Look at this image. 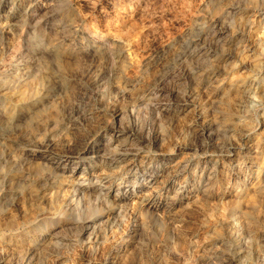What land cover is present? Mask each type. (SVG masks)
Segmentation results:
<instances>
[{
    "label": "rangeland",
    "instance_id": "374dc122",
    "mask_svg": "<svg viewBox=\"0 0 264 264\" xmlns=\"http://www.w3.org/2000/svg\"><path fill=\"white\" fill-rule=\"evenodd\" d=\"M24 1L12 0L0 10V33L7 31L0 34V125L7 98L32 90L48 101L47 108L40 106L42 113L61 117L33 127L18 122L15 131L0 133V247L15 240L34 246L52 235L53 245L39 244L32 264H54L56 254L65 258L60 264H102L109 248L128 240L139 226L121 264H264V0H69L76 12L64 0H46L41 4L48 8L35 22H6ZM55 53L59 63L53 61ZM48 69L61 72L53 76ZM54 93L56 99L49 100ZM199 111L209 125L206 134ZM99 130L116 140L100 158H82L80 168L100 165L117 184L135 180L105 167L115 160L148 175L161 174L171 159L187 167L167 175L173 188L160 180L152 189L131 190L129 207L112 217L105 215L117 205L116 189L101 200L91 192L89 206L66 214L69 174L44 161L65 158L76 136L97 144ZM44 140L55 148H34ZM245 140L256 143L243 151ZM30 151L44 160L32 159ZM258 184L262 194L258 189L254 194ZM147 198L168 211L141 216L137 208ZM248 211L250 227L233 224L232 214L244 221ZM91 215L104 217L97 251L79 237L80 221ZM15 220L18 227H12ZM22 257L19 250L0 254L5 264Z\"/></svg>",
    "mask_w": 264,
    "mask_h": 264
},
{
    "label": "bare ground",
    "instance_id": "6f19581e",
    "mask_svg": "<svg viewBox=\"0 0 264 264\" xmlns=\"http://www.w3.org/2000/svg\"><path fill=\"white\" fill-rule=\"evenodd\" d=\"M12 0H1L0 1V10L1 9H7L8 6L10 5ZM48 1V0H47ZM50 1V0H49ZM68 3L69 8L73 11L76 12L74 9V4L72 3V1H67L64 0ZM42 2H46V0H25L22 4H20L18 6V8H14L10 14L8 16L5 17L6 22L9 23H14L15 21L18 20L21 22H35V20L40 16V14L44 11L47 10L48 8V4L44 3L43 5L41 4ZM118 2V1H117ZM50 3V2H49ZM16 4V3H15ZM111 10V9H110ZM44 15V14H43ZM75 16V15H74ZM78 18V17H77ZM108 18V17H107ZM111 18V17H110ZM46 21V20H45ZM96 21V20H95ZM101 22V21H99ZM219 22V21H218ZM217 22V23H218ZM20 23V22H19ZM61 23V22H60ZM4 24V23H3ZM16 24V23H15ZM40 24V23H39ZM105 27V26H104ZM112 29V28H111ZM196 29V28H195ZM73 31V30H72ZM109 31V30H108ZM118 31V30H117ZM7 31H1L0 34H6ZM58 33V32H57ZM66 33V32H65ZM95 33V32H94ZM69 34V32H68ZM52 35L54 36V34L52 33ZM61 35V34H59ZM77 35V34H76ZM90 35V34H89ZM3 36V35H2ZM41 36V35H40ZM62 36V35H61ZM68 36V35H67ZM75 36V35H74ZM7 37V36H6ZM64 38L66 36H63ZM88 37V36H87ZM92 37V36H91ZM115 37V36H113ZM122 37V36H121ZM67 38V37H66ZM80 39V38H79ZM12 40V39H11ZM28 40V39H27ZM74 40V39H73ZM91 40V39H90ZM2 41V40H1ZM43 41V40H42ZM114 43V42H113ZM19 44V43H18ZM22 44V42H21ZM3 45V44H2ZM22 46V45H20ZM9 47V46H8ZM10 48V47H9ZM32 48V47H31ZM69 48V47H68ZM198 48V47H197ZM65 49V48H64ZM67 49V48H66ZM196 49V48H195ZM13 50V49H12ZM60 50V48H59ZM68 50V49H67ZM65 50V51H67ZM14 51V50H13ZM53 51V50H52ZM71 52V51H70ZM53 53V52H52ZM67 53V52H66ZM60 54V51H59ZM94 54V53H93ZM247 54V53H246ZM51 55V54H50ZM114 56V55H113ZM210 56V55H209ZM39 57V56H38ZM198 57V56H197ZM8 58V57H7ZM15 58V57H14ZM229 58V57H228ZM23 59V58H22ZM64 59V58H63ZM123 59V58H122ZM183 59V58H182ZM72 60V59H71ZM74 60V59H73ZM120 60V59H119ZM249 60V59H248ZM53 61L59 63V56L57 53H55L53 55ZM116 61V60H115ZM23 62V61H22ZM125 62V61H124ZM164 62V61H163ZM195 62V60H194ZM1 63V62H0ZM34 63V62H33ZM68 63V62H67ZM95 63V62H94ZM250 63V62H249ZM21 64V63H20ZM69 64V63H68ZM71 64V62H70ZM89 65V64H88ZM133 65V64H132ZM84 66V65H83ZM132 67V66H131ZM194 67V66H193ZM81 68V67H80ZM95 68V67H94ZM109 68V67H108ZM187 68V67H186ZM54 69V68H53ZM66 69V68H65ZM57 70V69H56ZM73 70V69H72ZM102 70V69H101ZM48 71L55 76V74L57 72H61V71H55L53 72L51 69H48ZM75 71V69H74ZM88 71V70H87ZM137 71V70H136ZM9 72V71H8ZM138 72V71H137ZM68 73V72H67ZM87 73V72H86ZM139 73V72H138ZM17 74V73H16ZM134 74V73H133ZM10 76V75H9ZM19 76V75H18ZM69 76V75H68ZM80 75L78 74V77ZM87 76V75H86ZM85 76V77H86ZM16 77V75H15ZM77 77V78H78ZM100 77V76H99ZM194 77V76H193ZM196 77V76H195ZM89 78V77H88ZM190 78V77H189ZM49 79V76H48ZM56 79H58V88L59 91L63 92L65 90V81L64 78L61 74H59V77H56ZM55 79V80H56ZM82 79V78H81ZM216 79V78H215ZM19 80V79H18ZM84 80V79H83ZM101 80V79H100ZM259 80V79H258ZM263 80V79H262ZM45 81V80H44ZM95 81V80H94ZM12 82V81H11ZM87 82V81H86ZM254 82V81H253ZM88 83V82H87ZM223 83V82H222ZM89 84V83H88ZM209 85V83H207ZM92 85V82H91ZM93 86V85H92ZM10 87V86H9ZM91 87V86H90ZM218 87V86H217ZM258 87V86H257ZM30 89V88H29ZM78 89V88H77ZM94 89V88H93ZM161 89V88H160ZM236 89V88H235ZM251 89V88H250ZM42 90V89H41ZM171 90V89H170ZM239 90V89H238ZM252 90V89H251ZM44 91V90H43ZM48 91V89H47ZM45 91V93L47 92ZM79 91V90H78ZM15 92V91H14ZM42 92V91H41ZM208 92V91H207ZM232 92V91H231ZM253 92V91H252ZM255 92V91H254ZM214 93V92H213ZM239 93V92H238ZM246 93V92H245ZM58 94V93H57ZM87 94V93H86ZM253 94V93H252ZM40 95V94H39ZM43 95V94H42ZM199 95V94H198ZM205 95V94H204ZM255 95V94H254ZM7 96V95H6ZM45 96V95H44ZM47 96V95H46ZM73 96V95H72ZM82 96V95H81ZM96 96V95H95ZM222 96V95H221ZM237 96V95H236ZM86 97V96H85ZM181 97V96H180ZM195 97V96H194ZM207 97V96H206ZM205 98V97H204ZM230 98V97H229ZM233 98V97H232ZM54 100L56 99V95L51 94L49 97V100ZM79 99V98H78ZM89 99V98H88ZM140 99V98H139ZM201 99V98H200ZM227 99V98H226ZM242 99V98H241ZM183 100V99H182ZM217 100V99H216ZM228 100V99H227ZM231 100V99H229ZM229 100L228 103L229 104ZM104 101V100H103ZM140 101V100H139ZM194 101V100H193ZM204 101V100H203ZM7 102L9 103V106L6 108L5 110V120L4 122L0 125V133H5L6 131H11L12 129H16V125L17 123H21L24 122L25 125L27 127H33V125H38L41 126L44 123H52V122H56L58 121V116L59 113H55V115L57 116V118H52L53 116H50L49 113L45 112L44 113L41 112L40 110V106L46 107V105L48 104V101L46 99H43L42 96L37 97L36 91L32 90V91H28V92H22V93H17L14 96L7 98ZM64 102V101H63ZM81 102V101H80ZM192 102V101H191ZM235 102V101H234ZM237 102V101H236ZM264 102V101H263ZM83 103V102H82ZM200 103V102H199ZM211 103V102H210ZM214 103V102H213ZM67 104V103H66ZM72 104V103H71ZM201 104V103H200ZM225 104V103H224ZM68 105V104H67ZM86 105V104H84ZM110 105V104H109ZM75 106V105H74ZM213 106V105H212ZM211 106V107H212ZM227 106V105H226ZM71 107V106H69ZM210 107V106H209ZM229 107V106H228ZM232 107V105H231ZM47 108V107H46ZM76 108V107H74ZM81 108V107H80ZM177 109V108H176ZM211 109V108H210ZM232 109V108H230ZM47 110V109H46ZM60 110V109H59ZM76 110V109H75ZM79 110V109H77ZM76 110V111H77ZM82 110V109H81ZM85 110V109H84ZM88 110V107H87ZM199 110V109H198ZM212 110V109H211ZM233 110V109H232ZM66 111V109H65ZM70 111V109L68 110ZM73 111V110H72ZM70 111V112H72ZM75 111V113H76ZM189 111V110H188ZM61 112V111H59ZM81 112V111H80ZM84 112V111H83ZM81 112V113H83ZM86 112V111H85ZM155 112V111H154ZM197 112V111H196ZM227 112V111H226ZM46 113V114H45ZM62 113V112H61ZM105 113V112H104ZM145 113V112H144ZM224 113V112H223ZM64 114V113H63ZM86 114V113H85ZM74 115V114H73ZM110 115V114H109ZM67 116V115H66ZM77 116V115H76ZM80 116V115H79ZM61 117V116H59ZM72 117V116H71ZM70 117V118H71ZM78 117V116H77ZM197 117H198V121L202 122V133L206 134L208 132L209 129V125L206 122V118H205V114L202 111H199L197 113ZM219 117V116H218ZM3 118V117H2ZM69 118V119H70ZM73 118V117H72ZM76 118V117H75ZM62 119V118H60ZM59 119V121H60ZM84 119V118H83ZM99 119V118H97ZM156 119V118H155ZM74 120V118H73ZM81 120V119H80ZM90 120V119H89ZM88 118L86 121H89ZM115 120V119H114ZM76 121V120H75ZM78 121V119H77ZM85 121V120H84ZM85 121V122H86ZM195 121V120H194ZM65 122V121H64ZM71 122V121H70ZM73 122V121H72ZM80 122V121H79ZM91 122V121H90ZM239 122V121H238ZM237 122V123H238ZM23 123V124H24ZM57 123V122H56ZM60 123V122H59ZM68 123V122H67ZM82 123V121H81ZM109 123V122H108ZM112 123V122H110ZM241 123V122H240ZM54 124V123H53ZM64 124V123H63ZM72 124V123H71ZM79 124V123H77ZM55 125V124H54ZM58 125V124H57ZM69 125V124H68ZM74 125V124H72ZM113 125V124H112ZM111 125V126H112ZM67 126V125H66ZM114 126V125H113ZM264 126V125H263ZM64 127V126H62ZM61 127V128H62ZM69 127H71L69 125ZM76 127V126H75ZM35 128V127H34ZM58 128V127H57ZM80 128V127H79ZM90 128V127H89ZM94 128V127H93ZM102 128V126H101ZM195 128V127H194ZM18 129V127H17ZM47 129V128H46ZM50 129V126H49ZM55 129V127H54ZM97 129H100L97 127ZM63 130H65L63 128ZM68 130V129H67ZM73 130V129H72ZM76 130V129H75ZM112 130V128H111ZM237 130V129H236ZM15 131V130H14ZM49 131V130H48ZM59 131V130H58ZM61 131V130H60ZM69 131V130H68ZM67 131V132H68ZM81 131V130H80ZM103 130H99V133L97 132V134H99V138L97 140V144H94L92 142L89 141L92 140L91 138H89V136H85L84 140L77 139L76 141L71 144L70 146H68L66 148V150L64 151L65 154L67 155L65 158H46L44 162H47L48 164L52 165L55 167V169H57L58 171H61L62 174H69L68 175V182L70 184V186H72L69 190H67L68 192V196L66 198V204H65V213H69V212H82L83 207H84V203H87V205L89 204V194L91 192H95L97 194V196H99L98 199H100L101 197H107L108 195H111L112 191L116 189L117 193H115L114 197L115 200L117 202V205H114V209L111 210L110 213H108V215H105V217L107 216H111L114 213L119 214V212L121 213L123 210L126 211L127 207H129V203L131 201H133L134 199V195H130L131 190H134L133 192L136 191L137 187L140 186V188L142 190L144 189H148L152 187H155V185L159 183V181H164L167 175H169L170 172H176L180 169H184L186 165H183V162L180 160H173L171 159L169 165L165 166L163 172L161 174H147L146 170H142V172L137 171V167L135 164L133 163H125L123 164L121 161L119 160H115L112 161V163H108V165H106L105 167H107V169L110 167L111 170H121L122 172L126 173V175H129L132 180H135L134 184H130V185H124L123 183L121 184H117L116 182H113L112 180L109 179V177H107L104 173L103 167L100 165H97L96 167L94 166H88L87 168H80V160L86 156H89V159H98L100 158V153H102L104 151V149L107 147L108 144H112L116 139L114 138H108L106 137V133H101ZM12 132V131H11ZM10 132V133H11ZM17 132V130H16ZM20 132V131H19ZM39 132V131H38ZM42 132V131H41ZM82 132V131H81ZM86 132V131H85ZM94 132V131H93ZM227 132V131H226ZM9 133V132H8ZM18 133V132H17ZM23 133V132H22ZM45 133V132H44ZM63 133V132H62ZM66 133V132H65ZM79 133V132H78ZM26 134V133H25ZM87 134V133H86ZM96 134V135H97ZM110 134V133H109ZM115 134V133H114ZM211 134V133H210ZM39 135V134H38ZM47 135V134H46ZM64 135V134H63ZM202 135V134H201ZM27 136V135H26ZM94 136V135H93ZM184 136V135H183ZM69 137V136H68ZM74 137V136H73ZM82 137V136H81ZM87 137V138H86ZM264 137V136H263ZM52 138V137H51ZM56 138V137H55ZM64 138V137H63ZM72 138V137H71ZM70 138V139H71ZM83 138V137H82ZM161 138V137H160ZM163 138V137H162ZM262 138V137H261ZM24 139V138H23ZM95 139V137H94ZM25 140V139H24ZM50 140V137H49ZM66 140V139H64ZM69 140V139H67ZM152 140V139H151ZM162 140V139H161ZM27 141V139H26ZM55 141V140H54ZM53 141V142H54ZM120 141V140H119ZM242 141V140H241ZM262 141V140H261ZM28 142V141H27ZM149 142V141H148ZM178 142V141H177ZM56 143V142H55ZM54 143V144H55ZM70 143V142H69ZM252 141H244V150H247L248 148H251L252 146H254ZM8 144V143H7ZM31 145V143H29ZM33 144V143H32ZM35 144V143H34ZM58 144V143H57ZM156 144V143H155ZM232 144V143H231ZM235 144V143H234ZM232 144V145H234ZM59 145V144H58ZM151 145V144H150ZM217 145V144H216ZM230 145V144H229ZM231 145V146H232ZM9 146V144H8ZM67 146V145H66ZM176 146V145H175ZM186 146V145H185ZM194 146V145H193ZM206 146V145H205ZM30 147V146H29ZM62 147V146H61ZM60 147V148H61ZM34 148L36 149H44V148H55V145L52 144L51 141L46 142L45 140L43 142H36V144L34 145ZM57 148V147H56ZM176 148V147H175ZM207 148V147H206ZM228 148V147H227ZM258 148V147H257ZM50 149V150H51ZM64 150V148H63ZM62 150V151H63ZM123 150V149H122ZM56 151V150H55ZM161 151V150H160ZM59 152V151H58ZM20 153V152H19ZM237 153V152H236ZM235 153V154H236ZM240 153V152H239ZM29 157H31L32 159H39V160H44L41 156H38L34 151H30L27 153ZM52 154V153H51ZM190 155V154H189ZM45 156V155H44ZM244 156V155H243ZM114 158V157H113ZM118 158V157H117ZM134 158V157H133ZM150 158V157H149ZM104 161V160H103ZM128 161V160H127ZM240 161V160H239ZM126 162V161H125ZM132 162V161H131ZM142 162V161H141ZM143 163V162H142ZM237 163V162H236ZM105 164V163H104ZM110 164V165H109ZM167 164V163H166ZM160 165V164H159ZM238 165V164H237ZM239 166V165H238ZM17 167V166H16ZM104 167V168H105ZM187 167V166H186ZM48 168V167H47ZM51 168V167H49ZM109 169V170H110ZM186 169V168H185ZM263 169V168H262ZM20 170V169H19ZM51 171V170H50ZM155 171V170H154ZM210 171V170H209ZM113 172V171H112ZM117 172V171H116ZM115 172V173H116ZM120 172V171H119ZM55 174V173H54ZM79 174V175H78ZM172 174V173H171ZM178 174V173H177ZM112 175V174H111ZM123 175V174H122ZM176 175V174H175ZM182 175V174H181ZM261 175V174H260ZM65 176V175H63ZM114 176V173H113ZM116 176V175H115ZM142 176V177H140ZM246 176V175H245ZM67 178V177H65ZM172 178V177H171ZM175 178V176H174ZM246 178V177H245ZM59 179V178H58ZM121 179V178H120ZM124 179V178H123ZM257 179V178H256ZM55 180V178H54ZM131 180V181H132ZM172 180V179H170ZM177 180V179H176ZM261 180V179H260ZM57 181V179H56ZM82 181L83 182H89L91 186L89 188V186L85 185V186H81L82 183H80ZM201 178L198 179V182H201ZM127 182V181H126ZM264 182V181H263ZM9 183V182H8ZM7 183V184H8ZM81 184V185H80ZM138 184V185H137ZM165 187L164 188H173L175 185L174 183L171 181H166L165 183ZM184 184V183H183ZM84 185V184H83ZM161 185V184H160ZM264 186V185H263ZM263 186H255V193L256 194V190L258 189V193L257 194H262L263 191H261V189H263ZM159 187V186H158ZM161 188V187H159ZM163 189V188H162ZM193 189V188H192ZM260 190V191H259ZM60 191V190H59ZM155 191V190H154ZM162 192V191H161ZM154 193V192H153ZM158 193V191H157ZM171 193V192H170ZM50 194V193H49ZM62 194V193H61ZM156 194V193H154ZM168 194V193H167ZM250 194V193H249ZM63 195V194H62ZM152 197V195H149L148 197ZM263 196V195H262ZM34 197V196H33ZM11 198V197H10ZM13 198V197H12ZM91 198V197H90ZM157 198V197H156ZM259 198V196H258ZM97 199V201H98ZM166 199V198H165ZM95 200V199H94ZM93 200V201H94ZM101 200V199H100ZM106 200V199H105ZM155 201V199L152 198H147L142 200V202L138 205L137 210L141 213V216L143 214H155L156 212H166L168 211L167 207H161L160 205H158ZM100 202V201H99ZM115 202V203H116ZM171 202V201H170ZM193 202H191L192 204ZM210 203V202H209ZM1 204V203H0ZM104 204V202H103ZM110 204V201H109ZM114 204V203H113ZM217 204V203H216ZM85 205V207L87 206ZM99 205V204H98ZM111 205V204H110ZM131 205V204H130ZM193 205V204H192ZM245 205V204H244ZM259 205V204H257ZM81 206H83L82 208H80ZM89 206V205H88ZM185 206V205H184ZM98 207V206H97ZM96 207V208H97ZM101 207V206H100ZM104 207V206H103ZM107 207V206H105ZM190 207V206H188ZM213 207V206H212ZM239 207V206H238ZM243 207V206H242ZM254 207V206H252ZM256 207V206H255ZM87 208V207H86ZM112 208V207H111ZM187 208V207H186ZM61 209V208H60ZM245 209V208H244ZM250 209V208H249ZM248 209V210H249ZM9 210V209H8ZM97 210L94 208V211ZM99 210V208H98ZM252 210V209H251ZM101 211V209H100ZM235 211V210H234ZM259 211V210H258ZM56 212V211H55ZM88 212V211H87ZM240 212V211H239ZM107 213V212H104ZM168 213V212H167ZM60 214V212H59ZM88 214V213H87ZM87 214H85L87 216ZM91 214V213H90ZM93 214V213H92ZM137 214V212H136ZM235 215L232 214V220H233V224H238L240 225H247L248 227H250L251 225V221H252V211H248L245 216L243 217L244 221H242V219L238 218L237 212L234 213ZM256 214V213H255ZM77 215V214H75ZM74 215V217H75ZM73 216V215H72ZM71 216V217H72ZM79 216V215H78ZM77 216V217H78ZM92 216V215H91ZM96 216V215H95ZM92 216L93 219L89 220V218H84L82 221H80L79 223V227H80V239L82 237H86V241L87 244L91 245L92 248H94V250H98L99 246L101 245V240L99 238V236H97V232L99 230V228L102 227V223L101 221L103 220V216H99V217H95ZM138 216V214H137ZM140 216V215H139ZM139 217V221L142 222V220H144V216L143 217ZM242 216V215H241ZM10 217V216H9ZM14 217V216H12ZM56 217V216H55ZM112 217V216H111ZM165 217V216H162ZM11 218V217H10ZM82 218V217H81ZM110 218V217H109ZM138 218V217H136ZM238 218V219H237ZM255 218V216H254ZM1 219V218H0ZM70 219V218H69ZM256 219V218H255ZM12 220V219H11ZM254 220V219H253ZM106 221V220H105ZM256 220H254L255 222ZM18 221L15 220L13 221V225L12 227L15 226H19V224L17 223ZM139 222V223H140ZM232 222V221H231ZM254 222H252V224H254ZM264 222V221H263ZM28 223V222H27ZM26 223V224H27ZM72 223V222H71ZM104 223V222H103ZM65 225H67L65 223ZM77 225V224H76ZM258 225V224H257ZM17 226V227H18ZM263 226V225H262ZM3 227V226H1ZM77 227V226H74ZM139 227V226H138ZM137 226H134L130 232L131 237L128 240H125L122 244H116V245H112L107 254L106 257L104 259V261H102V264H121L122 261L127 257L128 251L130 250V248L132 247V243L134 242V237L136 235V233H138V228ZM259 227V226H258ZM73 228V227H72ZM231 228V227H230ZM247 228V227H246ZM179 229V228H178ZM261 229V228H260ZM76 230V229H75ZM234 230V229H233ZM250 230V229H249ZM258 230V229H257ZM263 230V229H262ZM264 231V230H263ZM262 231V233H263ZM1 232V231H0ZM4 232V231H3ZM2 232V233H3ZM32 232V231H31ZM232 232V231H231ZM56 233V232H55ZM246 233V232H245ZM6 234V233H5ZM58 234V233H57ZM249 236V235H248ZM58 238V237H57ZM77 238V237H76ZM26 239V238H25ZM55 239V236H50V238L47 237V240H45L44 242H38L37 244L33 245H28L26 241L21 240L18 243L15 241H11V242H5L4 244L6 245V247H0V254H2V252L8 251V250H12V251H20V254H23V257L20 259L19 262H15V263H11V264H32L33 260H34V254L36 253L35 249L37 248V246L39 244H47L46 246H50L53 245V240ZM47 242V243H46ZM60 243V242H59ZM58 244V243H57ZM66 244V242L64 243ZM134 244V243H133ZM85 246V245H84ZM242 246V245H241ZM52 247V246H51ZM75 247V246H74ZM60 249L61 246H60ZM239 250V249H238ZM70 251V250H69ZM131 251V250H130ZM240 251V250H239ZM235 252V251H234ZM54 253V252H53ZM56 253V252H55ZM67 254V253H66ZM70 254V252H69ZM68 254V255H69ZM238 254V253H237ZM12 255V254H11ZM246 255V254H245ZM70 256V255H69ZM2 257V256H1ZM67 257V256H66ZM244 257V256H243ZM53 258V262L54 264H60L63 263V261L65 260L64 257L60 256V254H56L54 256H52ZM83 259V257H82ZM211 259V258H210ZM205 261V260H204ZM232 261V260H231ZM235 261V260H234ZM12 262V261H11ZM48 262V261H47ZM199 262V261H197ZM208 263V262H207ZM261 263V262H260ZM0 264H5V260L0 259ZM191 264V263H190Z\"/></svg>",
    "mask_w": 264,
    "mask_h": 264
}]
</instances>
